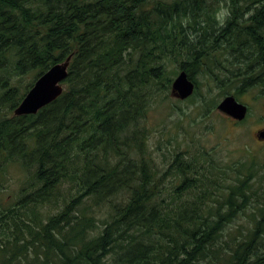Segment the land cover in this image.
Returning a JSON list of instances; mask_svg holds the SVG:
<instances>
[{
    "label": "trees",
    "instance_id": "obj_1",
    "mask_svg": "<svg viewBox=\"0 0 264 264\" xmlns=\"http://www.w3.org/2000/svg\"><path fill=\"white\" fill-rule=\"evenodd\" d=\"M226 44L246 60L233 95L264 91V0H0V264H264L254 164L197 143L156 164L177 122L149 143L150 105L180 70L188 100L200 73L228 83L209 71ZM69 55L61 95L14 115Z\"/></svg>",
    "mask_w": 264,
    "mask_h": 264
},
{
    "label": "rangeland",
    "instance_id": "obj_2",
    "mask_svg": "<svg viewBox=\"0 0 264 264\" xmlns=\"http://www.w3.org/2000/svg\"><path fill=\"white\" fill-rule=\"evenodd\" d=\"M223 16L224 7L218 12L220 20ZM236 65L240 64L236 63ZM243 66L241 70L244 69ZM215 68L216 66L211 65L209 71L224 72V69L220 71L218 67ZM23 78L27 80L28 76ZM195 78L198 88L192 99H179L169 90L167 93L158 94L150 105L148 123L150 127L155 128L150 134L151 147L159 138L158 130L161 127L169 128L174 125L173 123H178L176 130L160 137L170 141V144L164 142L167 148L162 145L160 150H151L153 160L156 164L165 167L164 163H168L173 147L178 145L181 149L187 143H197L205 150L211 149L213 156L221 164L253 163L257 170L256 179L259 178L262 185V191L260 189L259 192L262 193L264 191V142H259L256 134L259 129L264 128V91L259 86H251L237 96V100L249 108L244 120L237 121L216 109V104L225 95H233L235 92L233 84L229 85L230 78L223 77L228 83L218 82V84H215L205 73H200ZM193 102L196 103L193 104ZM212 102L215 104L209 111L208 106L210 108ZM180 118L182 121L178 120ZM173 136L176 140H173ZM167 149H169L168 152ZM162 152H167V156L162 155ZM9 184L14 186L13 178L10 179ZM247 220V216L241 214L234 222V226L246 225Z\"/></svg>",
    "mask_w": 264,
    "mask_h": 264
},
{
    "label": "water",
    "instance_id": "obj_3",
    "mask_svg": "<svg viewBox=\"0 0 264 264\" xmlns=\"http://www.w3.org/2000/svg\"><path fill=\"white\" fill-rule=\"evenodd\" d=\"M71 60L69 55L65 60L51 65L34 79L32 86L16 106L13 114L16 116L36 114L42 107L57 99L63 92V82L67 78ZM195 88L194 82L186 71L181 70L171 83V91L179 99L189 97ZM217 110L235 120H243L247 113V106L229 94L224 96L216 106ZM257 139H264V129L256 134Z\"/></svg>",
    "mask_w": 264,
    "mask_h": 264
},
{
    "label": "flooded vegetation",
    "instance_id": "obj_4",
    "mask_svg": "<svg viewBox=\"0 0 264 264\" xmlns=\"http://www.w3.org/2000/svg\"><path fill=\"white\" fill-rule=\"evenodd\" d=\"M216 37L218 36L209 35V48L213 45L212 40ZM222 37L225 38V35H223ZM226 46H227V50H223L221 60L218 61L215 59L214 63L216 65V68L218 67L220 71L224 69V72H221L222 74H225L226 76L228 75L230 77H232L233 75H238L236 78H231V79L232 80L239 79L241 77L240 70L243 65L245 66V62H246L245 56L241 50H235V48L232 47V44H226ZM209 51H212V50L210 49ZM236 63H239L240 65H236ZM258 141L264 142V139L263 140L258 139Z\"/></svg>",
    "mask_w": 264,
    "mask_h": 264
}]
</instances>
